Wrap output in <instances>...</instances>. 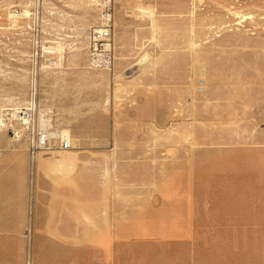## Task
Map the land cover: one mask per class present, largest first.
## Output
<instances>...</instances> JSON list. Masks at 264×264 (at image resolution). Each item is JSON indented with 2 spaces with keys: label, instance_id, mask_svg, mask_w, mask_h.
I'll return each instance as SVG.
<instances>
[{
  "label": "rangeland",
  "instance_id": "obj_1",
  "mask_svg": "<svg viewBox=\"0 0 264 264\" xmlns=\"http://www.w3.org/2000/svg\"><path fill=\"white\" fill-rule=\"evenodd\" d=\"M31 2L0 0V109L35 79L72 148L0 128V264H264V0H115L110 69L97 0H44L39 34Z\"/></svg>",
  "mask_w": 264,
  "mask_h": 264
},
{
  "label": "built area",
  "instance_id": "obj_2",
  "mask_svg": "<svg viewBox=\"0 0 264 264\" xmlns=\"http://www.w3.org/2000/svg\"><path fill=\"white\" fill-rule=\"evenodd\" d=\"M44 0H33L26 5L28 16H23L25 8L11 5L10 9L15 14L31 20V31L39 34L46 28L44 20ZM100 8L99 22L90 30L89 35V65L94 69H110L115 61L114 44V20L115 0H98ZM32 60L34 64L39 62L40 56L45 54L42 40L37 36L34 39ZM48 58V57H47ZM38 88L35 79L32 84L28 100L21 105H9L0 109V128H3L17 137L24 139L28 144V152L31 159H36L39 153L58 148L67 150L72 147L71 141L66 137L55 136L57 129L50 115H40Z\"/></svg>",
  "mask_w": 264,
  "mask_h": 264
},
{
  "label": "bare ground",
  "instance_id": "obj_3",
  "mask_svg": "<svg viewBox=\"0 0 264 264\" xmlns=\"http://www.w3.org/2000/svg\"><path fill=\"white\" fill-rule=\"evenodd\" d=\"M98 1V0H97ZM98 4H99V1H98ZM25 16H28V14H29V12L27 11V10H25L24 11V13H23ZM11 15H13L12 13H11ZM45 47V46H44ZM57 48V47H56ZM46 49H47V47H46ZM52 50V49H51ZM103 69H105V68H103ZM47 112H43V111H41V116L44 118L45 117V114H46ZM54 135L55 136H61V137H66V138H68L69 140H70V136H69V131L68 130H66V129H63V130H61V131H56V132H54ZM71 141V140H70ZM72 148V147H71ZM71 148L70 149H67V150H60V149H58V148H54V149H51L50 151H44V152H41V153H39V155L40 154H52V155H55L56 157H60V158H65V157H67V155L69 154V152L71 151ZM39 155L36 157V159H31V161H37L38 160V157H39ZM30 157V156H29ZM43 159V157H40V159ZM41 161V160H40Z\"/></svg>",
  "mask_w": 264,
  "mask_h": 264
}]
</instances>
